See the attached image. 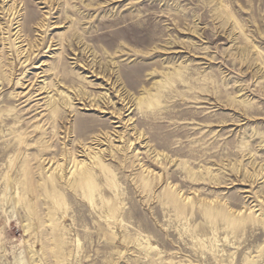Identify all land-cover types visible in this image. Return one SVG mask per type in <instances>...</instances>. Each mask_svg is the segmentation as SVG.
Segmentation results:
<instances>
[{
    "label": "rangeland",
    "instance_id": "374dc122",
    "mask_svg": "<svg viewBox=\"0 0 264 264\" xmlns=\"http://www.w3.org/2000/svg\"><path fill=\"white\" fill-rule=\"evenodd\" d=\"M0 264H264V0H0Z\"/></svg>",
    "mask_w": 264,
    "mask_h": 264
},
{
    "label": "bare ground",
    "instance_id": "6f19581e",
    "mask_svg": "<svg viewBox=\"0 0 264 264\" xmlns=\"http://www.w3.org/2000/svg\"><path fill=\"white\" fill-rule=\"evenodd\" d=\"M148 95H150V91H148ZM151 99L152 100V98H151V95L148 97H140L139 99H138V103L139 104H142V103H147L146 101V99ZM63 103H65V104H68L69 102L68 101H64ZM151 102H148V104H150ZM64 104V105H65ZM62 105H61V103L59 102V101H55V103L53 104V112L55 113V114H57L58 112H59V110H60V107H61ZM66 106V105H65ZM66 154V153H65ZM66 156V155H65ZM103 157V156H102ZM93 163L92 164H90V165H87V164H83L82 166H79V163H77L76 164V169H75V171L73 172V177H72V179H69L68 180V184L69 185H72V186H74V187H77V185H78V187L81 185L80 183L81 182H85V184H86V186H88V185H90V187L88 188V191H87V193L88 194H93L94 193V191H95V189H96V187H97V184H96V178H95V166H101L103 169H105L106 168V166L104 165V164H102L103 162H102V158H101V155L100 156H95L94 158H93ZM74 161H75V159H74ZM79 162V161H78ZM62 169V168H61ZM62 170H64V169H62ZM64 172V171H63ZM51 176V175H50ZM35 178V177H34ZM50 179H51V185H52V187L53 188H56V186H58V184L62 181V180H64V173H61L60 174V172L58 171V172H56L55 174H53L51 177H49ZM48 179V178H47ZM74 179V180H73ZM49 180V179H48ZM65 180H67V179H65ZM45 183H46V181H45ZM65 183V182H64ZM25 184V183H24ZM45 185V184H44ZM64 185H67V184H64ZM41 186H42V184H41ZM44 187V186H43ZM97 190V189H96ZM47 192V191H46ZM48 194H49V192H47ZM49 195H51V194H49ZM168 195V199L170 200V202H172L173 204H177V198H176V196L173 194V193H169V194H167ZM58 196L61 198V200L63 199V197H62V195H59L58 194ZM91 199H93V198H91ZM182 204V203H181ZM53 208H56V205H54V207ZM230 208V207H229ZM228 209V208H227ZM51 210H52V208H51ZM208 210V209H207ZM206 210V211H207ZM209 210H211V208L209 209ZM216 210V209H215ZM232 211V210H231ZM224 212V211H223ZM230 212V211H229ZM227 217H229L230 218V222L232 223V225H233V223L234 224H236V223H244L245 221H247V218H244V217H242V218H236L234 221H233V219L235 218L234 216H232V215H230V213L228 214V216ZM43 223V222H42ZM229 226V225H228ZM53 240H54V246H57L60 242H58V240H57V238H53ZM54 249V248H53ZM254 263V262H253Z\"/></svg>",
    "mask_w": 264,
    "mask_h": 264
}]
</instances>
